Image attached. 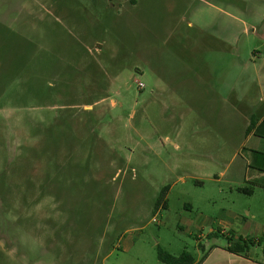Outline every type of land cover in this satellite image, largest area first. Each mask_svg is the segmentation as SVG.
Returning a JSON list of instances; mask_svg holds the SVG:
<instances>
[{
    "label": "rangeland",
    "instance_id": "obj_1",
    "mask_svg": "<svg viewBox=\"0 0 264 264\" xmlns=\"http://www.w3.org/2000/svg\"><path fill=\"white\" fill-rule=\"evenodd\" d=\"M138 2L0 0V264H203L262 238L264 190L239 189L264 0Z\"/></svg>",
    "mask_w": 264,
    "mask_h": 264
},
{
    "label": "trees",
    "instance_id": "obj_2",
    "mask_svg": "<svg viewBox=\"0 0 264 264\" xmlns=\"http://www.w3.org/2000/svg\"><path fill=\"white\" fill-rule=\"evenodd\" d=\"M115 1V0H108ZM133 1V0H131ZM246 135H254L255 137L264 141V120L259 122L255 117H252L248 128L246 130ZM243 157L248 161V169L249 176L251 177L253 174H258L262 176L261 179L245 181L247 185L250 187H243L239 189V192L252 196L255 188H260L264 190V152L256 151V150H248L243 149ZM170 187H164L157 199L156 209H159L161 205L164 207L167 205V194L169 192ZM231 242L227 247V251L231 254L237 256H247L250 252L252 246L259 244L261 245L264 241V236L259 240H254L251 238H243V237H234L229 238ZM264 251V250H263ZM158 260L162 264H196L195 258L188 251H184L180 256L176 257L171 255L170 253L164 251L160 247L158 248Z\"/></svg>",
    "mask_w": 264,
    "mask_h": 264
},
{
    "label": "crops",
    "instance_id": "obj_3",
    "mask_svg": "<svg viewBox=\"0 0 264 264\" xmlns=\"http://www.w3.org/2000/svg\"><path fill=\"white\" fill-rule=\"evenodd\" d=\"M128 2L127 4L125 2ZM111 4H117L115 1H110ZM139 2L138 0H123V2H121L120 4H117L118 6H123V7H128L129 5L131 6H136L138 5ZM207 8L206 10H208L210 12V9L212 8L213 10V5L208 3L207 4ZM214 15V14H213ZM262 18H264V12L261 13L258 12L255 16L254 19L255 20H259L260 23H254L253 25V30L257 31L259 25H263L264 26V21L262 20ZM220 30V27L218 28ZM223 29V28H222ZM215 36V35H214ZM216 41H225L226 38H224V36H221L219 33L216 35L215 37ZM258 84H259V97L254 99L251 102V110L252 112L249 113L248 118H249V122L248 125L250 123V120L252 117H255L259 122H261L262 120H264V76H258L257 78ZM247 125V128H248ZM246 128V130H247ZM246 130H245V136L248 142L252 143L250 148H244V149H248V150H256V151H262L264 152V141L255 137L254 135H246ZM248 163V161H247ZM249 164V163H248ZM252 180H258L261 179L262 176H259L258 174H253L252 175ZM246 181H251V180H246ZM264 236V228L262 230V235L261 237ZM248 238V237H246ZM253 239V238H251ZM222 254L214 261V262H210L209 263V259H211V257L214 254V251H212L211 253H209V255L207 256L206 260L204 261L203 264H264V260H254L250 257L249 253L248 255L245 256H237L234 254H231L226 250H223L221 252Z\"/></svg>",
    "mask_w": 264,
    "mask_h": 264
},
{
    "label": "built area",
    "instance_id": "obj_4",
    "mask_svg": "<svg viewBox=\"0 0 264 264\" xmlns=\"http://www.w3.org/2000/svg\"><path fill=\"white\" fill-rule=\"evenodd\" d=\"M140 84V86L142 87V84L141 83H139Z\"/></svg>",
    "mask_w": 264,
    "mask_h": 264
}]
</instances>
